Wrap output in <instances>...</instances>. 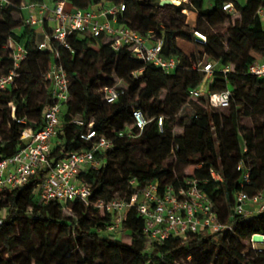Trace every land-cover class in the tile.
Here are the masks:
<instances>
[{"label": "trees", "instance_id": "16d2710c", "mask_svg": "<svg viewBox=\"0 0 264 264\" xmlns=\"http://www.w3.org/2000/svg\"><path fill=\"white\" fill-rule=\"evenodd\" d=\"M23 1L0 0V23L28 51L14 82L0 92V160L19 150L25 129L42 127L43 111L52 102L43 74L54 61V51L40 49L44 33L38 34L36 28L16 19L23 13ZM106 1L124 3L117 23L150 34L154 40L162 38L163 56H176L180 64L166 72L139 59L127 46L115 50L105 36L79 31L68 35L69 47L54 44L59 62L73 75L70 96L53 139L50 165L25 185L0 192V210H4L0 264H264V247L256 251L244 243L256 234L264 235V211L248 216L235 212L240 192L252 196L264 191V78L249 72L251 64L264 61V19L260 13L264 0H233L237 12L224 9L226 0H188L177 5H161V0ZM67 2L74 8L92 9L101 0ZM167 7L176 8L180 16L185 9L198 13L197 26L189 28L179 18L161 23L159 10ZM234 14L239 17L233 19ZM211 16L227 21V43L224 33L210 29L206 23ZM20 28L22 31L17 32ZM196 31L205 34L207 41H198ZM179 39L205 50L199 56L189 55L179 47ZM204 56L213 64L209 91L215 93L230 86V106L212 107L208 96H201L206 106L189 110L187 118L173 126L170 121L192 98L190 89L201 85L205 77V72L194 68L203 63ZM32 60L39 64L38 71L32 70ZM226 66L231 67L229 71H224ZM13 67L11 51L0 41V77ZM135 71H140L137 76ZM111 86L123 93L108 103L103 88ZM135 108L142 109L150 120L142 132L133 124ZM160 116H164L163 131L158 125ZM245 119L252 120L254 126H247ZM90 130L96 137L82 138ZM101 136L113 141L112 147L95 153L103 161L102 167L85 168L79 175L91 187L88 202L40 204L36 187L45 173L64 155L92 150ZM170 156L175 161L165 167ZM240 162L243 167L238 169ZM190 165L197 166L192 174L176 172L179 166ZM211 169L222 179H215ZM247 172L249 181L245 180ZM131 179L139 189L156 183L161 192L168 185L178 191L187 187V180H195L213 201L220 221L232 226L234 232L223 229L186 237L171 234L159 240L144 233L145 217L131 209L118 230L130 238L125 241L118 231L108 230L112 217L102 214L94 202L133 193L135 188L125 183ZM65 207H70L71 213ZM54 226L64 229L59 240L52 238Z\"/></svg>", "mask_w": 264, "mask_h": 264}, {"label": "built area", "instance_id": "2783aa9c", "mask_svg": "<svg viewBox=\"0 0 264 264\" xmlns=\"http://www.w3.org/2000/svg\"><path fill=\"white\" fill-rule=\"evenodd\" d=\"M51 6L48 0L23 1L21 8L28 10V15L23 18V25L33 28L46 27L49 22H55L49 31L44 32V38L39 42L42 50L54 51L55 60L49 70L45 72L44 78L48 81L52 102L43 111L44 124L38 130L27 128L21 135L22 145L13 155L0 160V192L12 190L25 185L38 173L39 170L50 165L53 139L57 134L61 123V116L69 100V87L73 81V75L68 73L59 62V51L54 44L69 47L68 35L73 31L89 34L95 37L105 36L112 41L115 50H120L127 46L132 53L146 62L159 66L166 72L175 70L180 64V58L176 56L165 57L162 54L164 41L162 38L152 39L151 35H143L137 30L117 23L120 12L125 10V4L109 3L107 7L96 9H80L68 7L67 0H53ZM107 2L101 0V3ZM224 9L230 12H237L234 1L225 3ZM185 11V10H184ZM262 11V10H261ZM260 11V12H261ZM101 17H107L103 21ZM198 41L206 42L205 34L196 31ZM11 51L14 67L6 75L0 77V92L6 90L15 80L17 69L27 59L28 51L26 47L10 37L5 44ZM196 70L205 72L206 77L212 76V62L199 63L194 66ZM230 66H226L224 71H229ZM140 71H135L134 75ZM249 72L264 78V61H256L249 67ZM105 99L108 103L115 102L123 93L118 88L104 87ZM192 98L208 96L212 107L226 108L230 106L232 88L229 86L225 90L211 93L207 86L199 85L190 89ZM133 124L138 132H142L149 123L144 111L135 108L132 111ZM160 130H164V116L158 118ZM96 132L90 130L82 134V138L90 140L96 137ZM136 136L135 133H129ZM113 141L105 136L99 137L94 143L92 150L74 151L68 155L60 157L56 165L45 173L44 177L37 183L36 198L40 204L50 201L68 203L75 200L88 202L91 195V187L83 182L80 172L88 167L98 169L102 167L103 161L96 156V151L105 150L112 147ZM243 167L239 163L238 169ZM212 176L221 180V175L211 169ZM249 172L245 174V180L249 181ZM125 183L135 188L131 194L114 196L113 198L99 199L94 202V207L102 214H110L111 224L108 226L110 232H117L131 209H136L145 217L144 233L155 239L164 240L171 234L186 237L190 233L216 232L229 229L234 232V228L220 221L214 208V203L210 197L201 191L195 180H187V187L178 191L174 186L168 185L161 192L159 185L149 183L139 189L135 179ZM124 185V184H122ZM251 204L254 208H249ZM264 211V191H259L254 195L247 192H240L237 195L235 212L239 215L248 216ZM4 222V210H0V225ZM249 247L254 250L264 247V235L256 234L247 240ZM263 244V246H259Z\"/></svg>", "mask_w": 264, "mask_h": 264}, {"label": "rangeland", "instance_id": "374dc122", "mask_svg": "<svg viewBox=\"0 0 264 264\" xmlns=\"http://www.w3.org/2000/svg\"><path fill=\"white\" fill-rule=\"evenodd\" d=\"M175 2V0H173ZM182 1H188V0H180L179 3H175L180 4ZM229 1V0H226ZM240 2L244 3L245 0H239ZM182 12V16L178 15L176 8L173 7H167L165 9H160L159 10V19L161 23H168L170 22V20L172 18H179L180 21L187 25L189 28H194L197 26L198 24V18H199V14L193 11H190L188 9H185V11L181 10ZM263 19H264V11L260 12ZM239 15L238 14H234L233 15V19L238 18ZM23 18H24V14L20 13L16 15V19L18 20V22L20 24H23ZM206 23L208 24V26L210 27V29L217 31V32H222L226 35V39H225V43H227L228 41V32H227V26L228 23L226 22H220L219 19L215 16H211L209 19L206 20ZM22 28L18 29L17 32H21ZM37 31L39 34L44 33V27H37ZM14 35L11 34L10 29L4 25L0 23V41L2 44H7V41L10 39V37L13 38ZM178 45L179 47L186 51V53H188L189 55H192L193 53L196 55H200L202 54V52H204V48L202 46H199L198 44L194 43V42H187L185 40L179 39L178 40ZM257 58H262L261 55L257 54V53H253ZM54 60H55V55H54ZM208 62V58L207 56H204L203 58V63ZM30 66L32 68V70H39V64L36 61H30ZM231 68V67H230ZM212 79V76L210 77H204L201 85L203 87L205 86H209V83ZM206 95H204L205 97ZM196 106H206V103L201 99V98H189V103L186 104L182 110L175 116V120L174 121H170V124L175 126L177 125L178 121H180L183 118H187V113L189 110H193ZM246 125L249 127H253L254 126V122L250 119H245L244 120ZM180 128H176L175 131L176 133L180 132ZM140 153V152H139ZM175 161V159L170 156L166 159L165 161V167L168 166L169 164L173 163ZM197 168L196 165H190V166H179L176 170V172L182 171L184 172V174H192L194 172V170ZM65 211L67 213H71V209L70 207H65L64 208ZM52 238L54 240H59L60 238H62L64 236V229L60 226H54L53 230H52ZM117 234H121V236H123V239L125 241H130V238L126 237L125 235H123V233L121 231H118ZM245 244L249 245L248 241H244ZM259 246H263V244L259 243Z\"/></svg>", "mask_w": 264, "mask_h": 264}, {"label": "crops", "instance_id": "0c3cea01", "mask_svg": "<svg viewBox=\"0 0 264 264\" xmlns=\"http://www.w3.org/2000/svg\"><path fill=\"white\" fill-rule=\"evenodd\" d=\"M30 1H31V0H25V2H30ZM48 2H49V4H50L51 6L54 5V1H53V0H48ZM108 5H109L108 2L100 3V4L96 5V6H94L93 9L99 10L101 7H103V6H104V7H107ZM68 7L72 8L73 6H72L70 3H68ZM28 13H29L28 10L23 11L24 16L28 15ZM101 20L106 21V20H108V18H107V17H101ZM54 25H55V22H49L48 25H46V27L44 28V31H45L46 29H48L49 27H53ZM36 30H37V29H36ZM38 34H39V33H38ZM248 207L251 208V209L254 208L251 204H249Z\"/></svg>", "mask_w": 264, "mask_h": 264}, {"label": "water", "instance_id": "95a60500", "mask_svg": "<svg viewBox=\"0 0 264 264\" xmlns=\"http://www.w3.org/2000/svg\"><path fill=\"white\" fill-rule=\"evenodd\" d=\"M165 4H175V2L173 0H161V5Z\"/></svg>", "mask_w": 264, "mask_h": 264}, {"label": "bare ground", "instance_id": "6f19581e", "mask_svg": "<svg viewBox=\"0 0 264 264\" xmlns=\"http://www.w3.org/2000/svg\"><path fill=\"white\" fill-rule=\"evenodd\" d=\"M180 2V0H175V3H179Z\"/></svg>", "mask_w": 264, "mask_h": 264}]
</instances>
